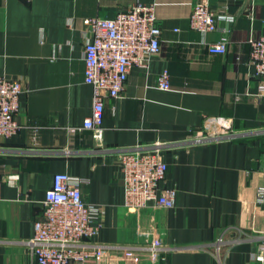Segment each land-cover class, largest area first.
Segmentation results:
<instances>
[{"label": "crops", "instance_id": "1", "mask_svg": "<svg viewBox=\"0 0 264 264\" xmlns=\"http://www.w3.org/2000/svg\"><path fill=\"white\" fill-rule=\"evenodd\" d=\"M199 0H0V77L20 80L16 116L21 125L0 139V264H39L31 240L35 221L57 173L88 180L86 201L103 211L93 242L108 248L98 264H260L264 241V97L250 63V39L264 34V0H209L218 22L207 35L190 17ZM154 6L162 51L146 68L132 69L121 96L107 99L103 144L83 128L93 109L85 82V19H113L137 4ZM252 9L253 18L248 16ZM229 31V51L209 45ZM168 70L171 89L158 86ZM241 96V99H237ZM211 119H224L235 138L188 140ZM71 128H77L75 133ZM169 144L162 187L178 192L176 207L130 210L125 205L122 150ZM242 240L221 251L220 237ZM159 240L164 249L152 255ZM206 246V248H205ZM173 247H179L172 250Z\"/></svg>", "mask_w": 264, "mask_h": 264}, {"label": "built area", "instance_id": "2", "mask_svg": "<svg viewBox=\"0 0 264 264\" xmlns=\"http://www.w3.org/2000/svg\"><path fill=\"white\" fill-rule=\"evenodd\" d=\"M248 16L252 19L250 8ZM235 17L212 11L209 0H199L190 17V26L203 35L218 30V22L232 23ZM88 31L84 45L85 82L93 87V109L83 128L93 132L96 152L109 151L104 147V117L106 100L121 96L133 68H146L150 59L162 51V28L156 8L137 4L119 13L113 19L89 18L84 20ZM229 31L223 32L217 43L209 45L213 55H226L229 51ZM250 63L261 80L255 99L264 97V34L252 38ZM163 90L171 89L170 74L165 70L158 79ZM24 92L20 80L0 77V139H11L21 130L16 119L19 99ZM241 99V96H237ZM78 129L71 128L75 133ZM231 125L224 119H211L188 140L190 143H208L232 140ZM169 144H157L147 150L126 149L120 152V166L124 174L125 205L130 210H142L150 205L156 208L176 207L178 192L162 187L168 165L162 159V150ZM264 176V173H263ZM87 179L68 173H57L53 186L43 201V213L35 221V235L30 244L39 264H98L102 254L110 247L97 245L93 240L102 227L103 211L86 201L83 185ZM2 179L0 178V194ZM257 203L264 208V186L258 191ZM242 240L220 237L212 246L215 257L222 263L221 251ZM206 248V246H205ZM164 249L159 240L150 247L152 255ZM179 247H173L177 250ZM254 260L264 264V241L258 246Z\"/></svg>", "mask_w": 264, "mask_h": 264}]
</instances>
